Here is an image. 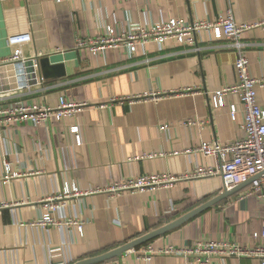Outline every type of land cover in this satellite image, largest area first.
<instances>
[{
    "label": "crops",
    "instance_id": "obj_1",
    "mask_svg": "<svg viewBox=\"0 0 264 264\" xmlns=\"http://www.w3.org/2000/svg\"><path fill=\"white\" fill-rule=\"evenodd\" d=\"M231 10L237 24L264 20V0H3L0 59L42 54L27 69L37 75L20 90L13 66L0 69V105L55 108L61 97L85 106L71 117L41 126L0 129V264H76L109 253L175 222L225 190L218 175L183 179L153 192L107 193L115 183L154 175L183 177L215 169L195 150L205 142L233 144L243 137V107L236 95L214 93L237 82V51L226 40L197 36L194 47L169 40L133 54L124 49L92 55L78 39L106 27L126 33L172 19L216 21ZM249 75L264 80V29L240 38ZM198 48V51H194ZM46 59L48 65L41 67ZM58 67V68H57ZM56 68V69H55ZM264 110V85L256 86ZM230 107L236 109L235 120ZM77 127V134L70 129ZM8 167V169H7ZM78 195L51 216L83 222L42 228L43 201L64 187ZM250 183L169 231L97 264H201L193 254L138 260L148 245L191 250L197 241L252 250L261 230L263 202ZM251 194V197H248ZM207 264H259L256 258L215 256Z\"/></svg>",
    "mask_w": 264,
    "mask_h": 264
},
{
    "label": "built area",
    "instance_id": "obj_2",
    "mask_svg": "<svg viewBox=\"0 0 264 264\" xmlns=\"http://www.w3.org/2000/svg\"><path fill=\"white\" fill-rule=\"evenodd\" d=\"M3 1V0H0ZM51 1V0H43ZM59 2L60 0H54ZM264 29V20L252 24H237L231 10L226 11L225 16L216 21H194L185 23L182 20H169L163 23L150 25L148 27L132 26L126 33L119 32L112 27H106L104 31L94 38H81L76 42L77 49H88L92 55H99L108 50L124 49L133 54L137 47L149 43L163 45L169 40L175 41L181 46L194 47L197 36L202 33L209 34L214 40H226L234 48L238 57L235 62L237 82L218 90L214 98L220 107L223 106V97L236 95L243 107V121L241 130L242 139L230 144L220 145L217 142L202 143L195 151L205 157L216 160L215 169L198 168L190 175L177 178L171 175H154L132 178L120 183L110 185L105 189L107 193L128 191L153 192L158 189H169L176 182L204 176H220L225 191H230L238 185L250 181L252 196L263 202V220L261 230L254 234L260 244L252 250L240 249L234 245L217 242L197 241L191 250H177L172 247L155 249L148 245L137 252L138 260L149 262L156 255H187L193 254L201 264H207L209 259L215 256H235L237 258H256L259 264H264V110L256 101V86L264 85L255 81L249 75V62L242 54L243 45L240 43L241 35L248 30ZM194 51H198L195 48ZM42 54L25 55L20 53L9 58L0 59V69L15 67V77L20 90H28L30 82L38 81L37 75L27 69L30 61H38ZM85 106L84 103H71L61 97L55 108L41 107L37 105H0V129H5L19 124L41 126L51 119L60 121L63 118L71 117ZM230 117L235 120L236 109L230 107ZM70 132L77 134V127L70 129ZM8 169V167H7ZM78 195L75 187H64L62 192L55 197H49L43 201L45 214L35 225L42 228H58L60 226L75 227L80 234L83 232V222L71 219L59 221L51 216V213L62 208L64 201ZM251 197V194L248 196ZM135 252L134 250H131Z\"/></svg>",
    "mask_w": 264,
    "mask_h": 264
},
{
    "label": "water",
    "instance_id": "obj_3",
    "mask_svg": "<svg viewBox=\"0 0 264 264\" xmlns=\"http://www.w3.org/2000/svg\"><path fill=\"white\" fill-rule=\"evenodd\" d=\"M40 65L41 67L43 66H47L48 65V61L46 59H43L40 61ZM58 68V67H57ZM56 69V68H55ZM250 183L247 182V183H244V184H241V185H238L237 187L233 188L232 190L230 191H224L221 195H219L217 198L213 199L212 201L206 203L205 205L191 211L190 213L182 216L181 218H179L178 220H176L175 222L167 225L166 227H163L157 231H154L153 233L149 234V235H146L140 239H137L135 240L134 242L132 243H129L127 245H124L118 249H115L109 253H106L104 255H101V256H98V257H94V258H91V259H88V260H84V261H81V262H78L76 264H97V263H101L103 261H106V260H110V259H113V258H118L120 257L123 253L129 251V250H132L133 248H135L137 245L143 243V242H146L148 240H150L151 238L157 236V235H160L166 231H169L173 228H176L178 227L179 225L183 224L184 222L188 221L189 219H191L192 217H194L195 215H197L198 213H200L202 210L216 204L217 202L233 195L234 193H236L239 189H241L242 187L248 185Z\"/></svg>",
    "mask_w": 264,
    "mask_h": 264
}]
</instances>
